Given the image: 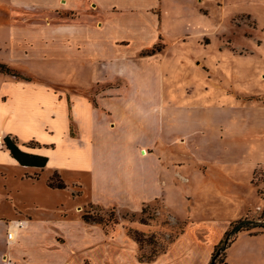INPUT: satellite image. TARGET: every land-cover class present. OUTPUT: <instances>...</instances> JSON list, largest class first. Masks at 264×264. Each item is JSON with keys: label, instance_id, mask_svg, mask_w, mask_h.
<instances>
[{"label": "rangeland", "instance_id": "1", "mask_svg": "<svg viewBox=\"0 0 264 264\" xmlns=\"http://www.w3.org/2000/svg\"><path fill=\"white\" fill-rule=\"evenodd\" d=\"M32 1L0 0V64L10 69V74L0 73V100L7 101L15 85L29 91L43 85L59 101L67 102L68 110L73 105L83 108L79 102L95 101L99 91L109 85L100 81L106 71L102 70L100 79L87 89L89 77L78 81L74 73L84 71L80 69L82 66L73 67L70 60L82 58L84 48L73 49L64 42L71 36H79L81 31L68 27L64 36L57 37L51 28L53 24L63 27L72 23L87 24V1L76 3L74 9L66 6L68 0H41L44 4ZM97 6L100 5L89 3L88 9ZM175 12L181 16L178 25L167 14L163 16L165 38L153 47L138 51L131 50L132 46H125L129 47L125 50L123 46L124 56L119 61H140L156 53L154 94L157 102L175 110L176 120L184 114L189 122H198L207 129L208 139L203 147L213 151L216 161L207 163L190 157L185 153V145H175L189 157V165L180 167L189 178L185 182L189 183L173 187L168 198L170 209L162 199L146 205L140 212H131L90 204L80 196L73 210L82 218L91 215L102 219V223H89L107 230L122 222L133 240L129 235L131 230L153 235L152 239H141V244L134 240L139 246V257L145 258L166 251L191 221L204 222L210 229V239L222 234L223 239L230 224L240 219L264 223V141L262 148L253 147L249 152V135L257 133L256 124L259 130L264 122V0H192ZM43 38L45 43L40 42ZM53 54L55 57L64 54L61 58L65 61L53 60ZM108 58L105 63L112 60V56ZM66 62L72 65L67 66ZM62 63L70 75L63 73ZM55 72L68 82L58 81L53 75ZM69 81H78L79 85H68ZM30 104L29 110L33 108ZM6 112L8 108L1 106L2 120ZM68 116L74 132L78 124ZM6 123L22 133L35 134L43 143L55 144L54 165L68 168L74 166L75 158L78 164L85 165L81 151L70 149L61 132L45 131L38 117L29 114ZM221 125L228 127L223 142L229 141L224 144L216 142ZM25 144L36 145L35 141ZM24 174L23 168L0 155V217L9 218L12 206H28L30 199H35L47 216H52L59 204L69 211L73 209L74 201L67 191H48L45 172L39 181L22 180ZM56 177L54 181L58 183ZM66 177L73 179L67 174ZM78 178L87 187L89 179L86 184L83 174ZM7 180L14 194L18 193L16 198ZM251 232L259 233L241 232L227 248V264H264V230L256 228ZM217 264H225L224 252Z\"/></svg>", "mask_w": 264, "mask_h": 264}, {"label": "crops", "instance_id": "2", "mask_svg": "<svg viewBox=\"0 0 264 264\" xmlns=\"http://www.w3.org/2000/svg\"><path fill=\"white\" fill-rule=\"evenodd\" d=\"M82 1H87V24L72 23L65 27L53 24L52 33L62 37L68 27L81 31L79 36L64 41L73 49L84 48L82 58L70 59L73 67L82 66L80 69L84 71L74 73V76L80 78L78 81L89 77V89L104 70L106 75L100 81L109 85L99 91L95 101L79 102L83 108L73 105L71 111L67 102L59 101L43 85L31 91L15 85L10 98L4 102L0 100V107L8 108L5 118H0L2 139L10 136L23 151L47 157L48 161L44 168L23 167L11 157L4 143L0 146V155L25 170L22 180L39 181L45 172L48 191H67L74 201L73 209L69 211L59 204L53 215L47 216L46 210L35 199H30L28 206H12L9 218L0 217V264H210L223 234L210 239V229L204 222H188L166 251L151 262H142L139 246L128 236L122 222L107 230L84 221L73 211L80 196L90 204L131 212H140L146 205L162 199L170 209L168 198L173 187L189 183L185 182L189 180L188 176L180 170V167L189 165L185 153L207 163L216 161L213 151L203 147L208 139L207 129L198 122H189L184 114L176 120L175 110L157 102L154 94L156 53L142 57L140 61H119L124 56L123 46L125 50L129 49L125 46H132L131 50L138 51L153 47L165 38L163 16L167 14L172 23L178 25L181 16L175 10L192 0H68L66 6L74 9L73 5ZM36 2L44 4L41 0ZM89 3L100 6L88 9ZM40 42L45 43L44 38ZM62 55L55 57L53 54L52 59L65 61ZM110 56L112 60L105 63ZM64 64L63 73L70 75L65 72ZM87 70L91 73L88 74ZM53 75L58 81L68 82L60 79L56 72ZM78 81H69L68 85L77 86ZM29 103L33 106L30 110ZM29 114L38 117L45 131L61 132L70 149L81 151L85 165L78 164L76 158L74 166L68 168L54 165L55 144L43 143L35 134L22 133L6 123L26 118ZM68 115L78 124L74 132ZM258 125L255 127L257 133L249 135L250 153L253 147H263L264 122L259 130ZM220 128V138L216 142L224 144L229 141L223 142L228 127L221 125ZM32 141L35 146L25 144ZM178 144L185 145L187 152L177 149L175 145ZM66 174L73 179H67ZM81 174L86 184L89 179L87 187L78 178ZM55 175L66 188L48 186V181ZM8 183L16 198L18 193L14 194L11 182ZM75 189L79 192H74ZM16 222H24L25 226L17 230ZM13 230L15 239L8 241L7 233Z\"/></svg>", "mask_w": 264, "mask_h": 264}, {"label": "trees", "instance_id": "3", "mask_svg": "<svg viewBox=\"0 0 264 264\" xmlns=\"http://www.w3.org/2000/svg\"><path fill=\"white\" fill-rule=\"evenodd\" d=\"M0 73L10 74V69L3 64H0ZM14 75V74H13ZM4 146L9 151L11 157L15 159L21 166L23 167H37V168H44L47 164V157L29 154L23 151L17 144V141L10 136H6L3 139ZM58 179V183H55L54 178ZM48 181V186L51 188L57 189H64L66 185L64 182L59 178L58 175H55ZM37 177V176H36ZM83 220L86 222H96L102 223V219L95 218L94 216L87 215L83 216ZM116 223V221H115ZM263 229L264 230V223L258 222H250L247 219H240L230 224L228 230L226 231L223 239L215 246L212 259L210 264H217L218 258L221 252H224L225 264L226 263V250L228 247L233 244L238 236L239 233L248 231L253 234H258L259 232H251L253 229ZM129 235L134 238V240L141 244V239H152L154 238L153 235L149 236L145 233H141L138 231L131 230ZM159 254L151 255L150 257L145 258L144 256H140L139 259L141 261L151 262L158 257Z\"/></svg>", "mask_w": 264, "mask_h": 264}, {"label": "built area", "instance_id": "4", "mask_svg": "<svg viewBox=\"0 0 264 264\" xmlns=\"http://www.w3.org/2000/svg\"><path fill=\"white\" fill-rule=\"evenodd\" d=\"M14 226L18 230L19 228L24 227L25 226V223L24 222H16V223H14ZM15 234H16L15 230H13L11 232L8 231V233H7V239H8V241H13L14 238H15Z\"/></svg>", "mask_w": 264, "mask_h": 264}, {"label": "bare ground", "instance_id": "5", "mask_svg": "<svg viewBox=\"0 0 264 264\" xmlns=\"http://www.w3.org/2000/svg\"><path fill=\"white\" fill-rule=\"evenodd\" d=\"M2 143V135L0 134V144Z\"/></svg>", "mask_w": 264, "mask_h": 264}]
</instances>
